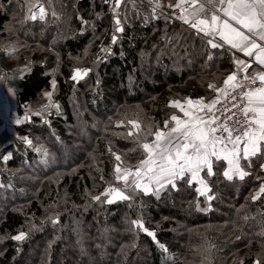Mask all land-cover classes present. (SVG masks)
I'll return each instance as SVG.
<instances>
[{"label":"trees","instance_id":"16d2710c","mask_svg":"<svg viewBox=\"0 0 264 264\" xmlns=\"http://www.w3.org/2000/svg\"><path fill=\"white\" fill-rule=\"evenodd\" d=\"M104 1L51 0L49 6L41 0L59 17L41 22L25 20L23 0H0V40L13 45L8 55L0 48V69L7 71L4 84L16 116H29L9 139L0 132V264H253L257 258L264 264V194L251 199L264 179V156L254 158L251 167L245 164L251 175L243 180L229 181L222 167L214 168L209 180L214 199L199 198L205 210L196 208L197 185L183 181L159 198L137 192L132 207L129 201L92 200L113 182L116 162L109 147L128 166L142 158L131 151L132 138H124L131 126L117 122L138 119L145 129L163 127L174 113L169 101L209 99L216 93L207 85L221 86L234 70L229 52L206 50L189 33L178 57L167 50L162 55L165 30L170 36L180 33L181 24L152 21L148 4L137 0L135 11L141 14L122 4L117 13L124 31L115 33L110 52H98L102 36L114 30V14ZM76 68L92 71L77 82L71 79ZM47 91L59 109L49 106L37 116ZM30 104L34 109L24 113L21 107ZM77 124L81 137L73 128ZM64 151L75 155L64 161ZM134 219H141L155 240L132 230ZM21 231L27 233L23 241L11 239Z\"/></svg>","mask_w":264,"mask_h":264},{"label":"snow or ice","instance_id":"6c2138e0","mask_svg":"<svg viewBox=\"0 0 264 264\" xmlns=\"http://www.w3.org/2000/svg\"><path fill=\"white\" fill-rule=\"evenodd\" d=\"M146 2L151 8L152 19L163 18L166 24L173 21L181 24L180 33L170 36L165 30L161 37L165 44V49H161L162 55L167 50L172 56L178 57L177 49L181 46V40L186 39L184 33H189L198 37L206 50L210 48L229 52L234 70L224 78L221 86L217 87L214 83L207 85L216 93L211 99L200 97L193 100L185 97L183 102L169 101V107L178 109L183 116L173 113L164 120L163 127L151 124L145 129L138 119L117 122V127L131 126L124 133V138H132L135 147L131 151H139L142 158L135 165L128 166L122 155L109 147L108 151L116 162L113 166V182H106L108 186L105 190L93 196L92 200L108 205L117 201H129L128 206L132 207L131 201L137 192L145 195L151 193L159 198L161 191L167 190L169 186L175 190L177 183L183 181L189 187L197 185L194 188L197 193L196 208L198 211L205 210L200 208L199 198L205 197L207 201L214 199L209 194V180L216 174L214 168L222 167V175L229 181L234 178L243 180L251 175L245 170V164L251 167L254 158L264 156V0ZM105 3H109V0H105ZM128 3L135 7L136 0H112L113 44L118 39L115 33L124 31L117 10L122 4L127 7ZM48 4L51 6V0H48ZM165 9H171V12ZM29 12L31 14L25 20L39 19L45 22L49 15L59 18L54 10L49 12L41 0H35ZM147 20L148 17H145V22ZM82 23L86 24L87 21L82 20ZM101 51L108 53L110 48L102 47ZM238 53L248 59L240 58ZM213 58V54L209 52L207 59ZM253 65L257 67L254 68ZM91 71L92 69H73L71 79L79 82ZM246 84L253 87H246ZM51 85L54 90V79ZM43 95L49 104L36 111L34 114L37 116L49 106L59 109V105L52 102V91L44 92ZM222 98L228 103H222ZM24 118L29 119V116ZM21 122L16 120L17 124ZM23 139L27 144H32L28 137ZM3 159L8 160L9 157L5 156ZM260 169L264 171V163L260 164ZM103 179L101 176V180ZM261 194H264V179L259 191L251 199H259ZM130 224L132 230L140 229L155 240V233L145 228L141 219L131 220ZM26 236L27 233L21 231L11 239L23 241ZM159 247L164 252L168 251L162 243ZM253 264H261V259L257 258Z\"/></svg>","mask_w":264,"mask_h":264},{"label":"rangeland","instance_id":"374dc122","mask_svg":"<svg viewBox=\"0 0 264 264\" xmlns=\"http://www.w3.org/2000/svg\"><path fill=\"white\" fill-rule=\"evenodd\" d=\"M23 1H24L25 7L28 9V4L26 2L27 0H23ZM138 6L139 5H138L137 1H136V4H135V7H133V4L128 3V9H126V10H128L131 14L134 12V15H135V10H136V7H138ZM0 7H1V4H0ZM149 8H150V6H149ZM138 11H140V10H138ZM48 35L49 34H46L44 37H48ZM0 48L3 51H5L6 54L8 55L9 51L13 49V45H10L8 43L7 39H1L0 40ZM6 72L7 71H5V76H4L3 80H0V132H2V131L6 132L5 133L6 134L5 138L9 139L10 138L9 134L12 133V130L9 127V122H12V123L15 122V124L17 125L16 120L19 119V120H21L23 122L24 115L18 117V116H16V114L14 112L16 105H15V103L13 101V98L11 96H9V95H12L10 93L9 88L4 84V82L6 83V80H5V78L7 77ZM72 75H73V72H72ZM44 105H48V99L46 97H44V95H43V97L40 98V101H39V104L37 105V107L41 108ZM21 109H22V111L24 113H30L32 111V109H34V106L30 104V105H27L25 107L22 106ZM18 125H20V123ZM73 128L77 129V134H79V136L81 137V135H82V126L77 124V125H74ZM12 137H14V136L12 135L11 138ZM74 155H75L74 152L72 153V155L70 153L68 155L64 151L61 156H62V160L67 161L69 158L72 159V157H74ZM136 163L137 162H135V163H133L131 165H135ZM131 165H129V166H131ZM103 191H101V192H103ZM95 231L98 232L97 230H95Z\"/></svg>","mask_w":264,"mask_h":264},{"label":"built area","instance_id":"2783aa9c","mask_svg":"<svg viewBox=\"0 0 264 264\" xmlns=\"http://www.w3.org/2000/svg\"><path fill=\"white\" fill-rule=\"evenodd\" d=\"M138 1H140L141 2V0H138ZM104 3H105V1H104ZM143 3H145V4H148L147 2H146V0H144V2ZM105 4H107L108 5V8H109V11L110 12H112V10H111V7H112V0H109V3H105ZM149 6V5H148ZM152 21L153 20H155V19H151ZM113 29H109L103 36H102V38L100 39V41H99V43H98V45H97V51L98 52H102L101 51V48L102 47H107V48H109V46H110V44H111V37H112V35H113ZM245 58V57H244ZM246 59H248V58H246ZM253 67H254V65H253ZM256 68V67H255ZM250 72L252 71V69H250L249 70ZM4 76H5V72H4V70H1L0 69V80H3V78H4ZM246 87H253V85H248V84H246ZM234 94H236V93H234ZM216 94H214V95H212L211 97H209V99H211L212 97H214ZM222 103H228V101L227 100H223V98H222ZM220 105H217V107H219ZM229 106H230V104H229ZM235 111V110H234ZM16 124H15V122L14 123H12V122H9V127H10V129L13 131V128H14V126H15ZM26 137H28V139L30 140V137L29 136H26Z\"/></svg>","mask_w":264,"mask_h":264},{"label":"crops","instance_id":"0c3cea01","mask_svg":"<svg viewBox=\"0 0 264 264\" xmlns=\"http://www.w3.org/2000/svg\"><path fill=\"white\" fill-rule=\"evenodd\" d=\"M27 2V4H28V9H27V16L28 15H30L31 13L29 12V8H31L32 7V5L35 3V0H27L26 1ZM139 2V1H138ZM162 2L163 3H167V0H162ZM141 4H143L142 2H140ZM150 9V11H151V8H149ZM33 10H35V9H33ZM171 10V9H170ZM136 13H138V12H136L135 11V14ZM141 13H139V14H136V16H138V15H140ZM152 15V14H151ZM37 20H39V19H37ZM237 55H239L240 56V58H242V59H246V57L244 58L243 56H242V54H237ZM255 67H257L256 65H254ZM176 100H178V99H176ZM184 100V99H183ZM183 100H180V101H182L183 102ZM174 109V113L175 114H177V115H180L181 117L183 116V114L181 113V112H179V110L178 109H175V108H173Z\"/></svg>","mask_w":264,"mask_h":264},{"label":"water","instance_id":"95a60500","mask_svg":"<svg viewBox=\"0 0 264 264\" xmlns=\"http://www.w3.org/2000/svg\"><path fill=\"white\" fill-rule=\"evenodd\" d=\"M117 202H120V201H117ZM117 202H116V203H117ZM114 204H115V203H114ZM106 205H108V204H106ZM111 205H113V204H111Z\"/></svg>","mask_w":264,"mask_h":264}]
</instances>
